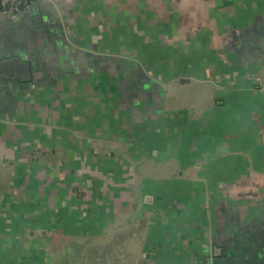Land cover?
Instances as JSON below:
<instances>
[{
	"label": "crops",
	"instance_id": "obj_1",
	"mask_svg": "<svg viewBox=\"0 0 264 264\" xmlns=\"http://www.w3.org/2000/svg\"><path fill=\"white\" fill-rule=\"evenodd\" d=\"M0 264H264V0L0 7Z\"/></svg>",
	"mask_w": 264,
	"mask_h": 264
},
{
	"label": "rangeland",
	"instance_id": "obj_2",
	"mask_svg": "<svg viewBox=\"0 0 264 264\" xmlns=\"http://www.w3.org/2000/svg\"><path fill=\"white\" fill-rule=\"evenodd\" d=\"M125 227H127V226L125 225ZM134 230L135 229L130 230V228H129L127 230L120 231L121 233L117 234L115 237L112 235L114 243H112L109 248L102 249L100 251V252H102V254H99V252H98L97 253L98 255L96 257L102 258V261H104V260L106 261L108 259H111V260L116 259V262H119L118 257L120 255H117V254L122 253V251H124L123 250L124 248L127 249V251H129V252H135L140 245V242L138 241L139 236L136 237V235L140 233V227H139L138 231H136V234L133 233V232H135ZM85 257H86V255H84L83 259H85ZM125 257L131 259L134 256L133 255L129 256V254H127V256H125Z\"/></svg>",
	"mask_w": 264,
	"mask_h": 264
},
{
	"label": "built area",
	"instance_id": "obj_3",
	"mask_svg": "<svg viewBox=\"0 0 264 264\" xmlns=\"http://www.w3.org/2000/svg\"><path fill=\"white\" fill-rule=\"evenodd\" d=\"M35 0H0L1 12L12 17L23 9H29Z\"/></svg>",
	"mask_w": 264,
	"mask_h": 264
},
{
	"label": "water",
	"instance_id": "obj_4",
	"mask_svg": "<svg viewBox=\"0 0 264 264\" xmlns=\"http://www.w3.org/2000/svg\"><path fill=\"white\" fill-rule=\"evenodd\" d=\"M181 81V80H180Z\"/></svg>",
	"mask_w": 264,
	"mask_h": 264
}]
</instances>
